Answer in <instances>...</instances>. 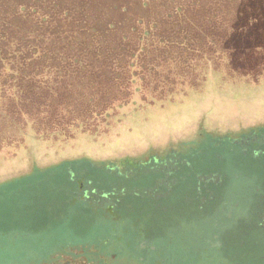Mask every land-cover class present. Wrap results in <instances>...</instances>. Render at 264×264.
<instances>
[{"label":"trees","instance_id":"16d2710c","mask_svg":"<svg viewBox=\"0 0 264 264\" xmlns=\"http://www.w3.org/2000/svg\"><path fill=\"white\" fill-rule=\"evenodd\" d=\"M214 72L264 73V0H0V153L32 133L106 131L123 107L175 102ZM262 131L0 181V264H164L176 241L264 264Z\"/></svg>","mask_w":264,"mask_h":264},{"label":"rangeland","instance_id":"374dc122","mask_svg":"<svg viewBox=\"0 0 264 264\" xmlns=\"http://www.w3.org/2000/svg\"><path fill=\"white\" fill-rule=\"evenodd\" d=\"M261 123H264V73L256 80H250L240 76L225 78L214 72L209 74L202 87L190 89L175 102L138 103L123 107L120 116L114 118L106 131H79L72 140L64 137L48 140L30 134L15 151L0 153V181L27 173L37 165L46 167L80 156L94 159L146 158L149 151L162 150L180 140L194 138L202 130L224 134L228 130ZM259 134H264V131ZM254 151L256 155L261 154L259 148ZM225 223L226 218H221L219 225L210 224L207 231H223L227 228ZM256 230L264 232V226ZM189 247L186 249L183 242L176 241L171 257L168 256L164 264H229L219 259L213 248H204L210 252L202 260L196 259L194 248Z\"/></svg>","mask_w":264,"mask_h":264}]
</instances>
